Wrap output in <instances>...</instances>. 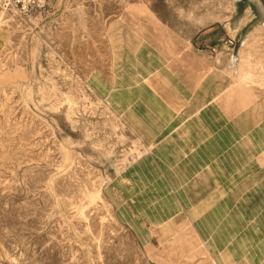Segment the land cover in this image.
Masks as SVG:
<instances>
[{
    "label": "rangeland",
    "instance_id": "obj_1",
    "mask_svg": "<svg viewBox=\"0 0 264 264\" xmlns=\"http://www.w3.org/2000/svg\"><path fill=\"white\" fill-rule=\"evenodd\" d=\"M45 5L0 15V264H264V0ZM244 9L199 111L166 125L97 84L121 31L186 44Z\"/></svg>",
    "mask_w": 264,
    "mask_h": 264
},
{
    "label": "crops",
    "instance_id": "obj_2",
    "mask_svg": "<svg viewBox=\"0 0 264 264\" xmlns=\"http://www.w3.org/2000/svg\"><path fill=\"white\" fill-rule=\"evenodd\" d=\"M244 12L245 17L239 19L238 27L232 26L234 17L231 16L225 23H216L200 31L186 44L160 43L151 31L123 30L118 36L119 48L114 52L112 74H96L97 84L103 85L111 78L109 87L119 96H125L128 109L140 101L149 102L166 125L180 111H199L208 100L207 96L214 94V67L208 48L246 29L255 17L249 16L248 9ZM198 42L203 47H199ZM244 53L245 41L239 48L238 58ZM230 55L231 52L222 57L229 60ZM251 98L250 90H240L234 102L235 109L248 108ZM228 104H232L230 96L222 101L221 110L227 111ZM258 146L262 148L260 152H264V139L258 141Z\"/></svg>",
    "mask_w": 264,
    "mask_h": 264
},
{
    "label": "built area",
    "instance_id": "obj_3",
    "mask_svg": "<svg viewBox=\"0 0 264 264\" xmlns=\"http://www.w3.org/2000/svg\"><path fill=\"white\" fill-rule=\"evenodd\" d=\"M47 0H0V15L13 17L19 20L28 19L34 12L44 8ZM235 41L233 38L227 37L218 45L208 48L212 58H220L229 55L235 48Z\"/></svg>",
    "mask_w": 264,
    "mask_h": 264
}]
</instances>
